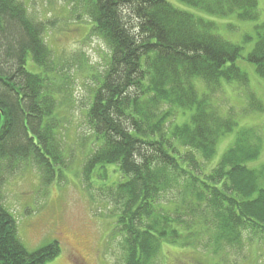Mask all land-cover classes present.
Listing matches in <instances>:
<instances>
[{"label":"trees","instance_id":"obj_1","mask_svg":"<svg viewBox=\"0 0 264 264\" xmlns=\"http://www.w3.org/2000/svg\"><path fill=\"white\" fill-rule=\"evenodd\" d=\"M57 1L109 53L93 75L85 124L94 140L79 177L89 193L93 177L103 183L98 194L122 240L117 264H155L164 243L199 248L206 240L203 248L219 257L241 250L246 232L263 240L264 166H247L260 154L257 130H239L218 164L201 174L202 161L237 126L211 96L233 82L248 89L236 66L241 47L166 0ZM180 1L209 15L258 18L255 0ZM51 22L36 20L23 0H0V264H47L61 253L58 241L38 252L24 248L2 189L23 164H33L45 185L67 166L59 99L72 93L62 90L63 66L48 46ZM247 62L264 79V34ZM263 104L248 94L247 110L261 114ZM179 114L188 119L182 125Z\"/></svg>","mask_w":264,"mask_h":264},{"label":"rangeland","instance_id":"obj_2","mask_svg":"<svg viewBox=\"0 0 264 264\" xmlns=\"http://www.w3.org/2000/svg\"><path fill=\"white\" fill-rule=\"evenodd\" d=\"M23 1L36 20H52L47 25L51 35L48 46L56 56L54 62L63 66L62 73L66 80L61 83L62 90L67 92L70 89L72 93L70 98L64 97L69 98L68 104L65 99L61 101L56 98L61 102L59 109L65 128L63 144L67 166L60 179L56 178L45 185L33 164L21 165L4 178V206L14 217L17 236L29 253L38 252L53 241L59 242L60 255L47 264H117L122 240L114 229V217L109 212L111 207L99 197L97 188L103 183L93 177L95 186L93 192L89 193L83 189L79 177L94 140L93 132L85 124V113L91 102L90 92L94 88L93 75L102 71L108 50L96 36L86 37L78 21L67 18L59 11L61 3L57 0ZM166 1L178 10L212 23L214 34L225 42L241 47L236 66L248 76V89L233 82L224 84L223 90L211 96L214 106L221 108L223 114L233 113L237 126L233 133L219 141L209 162L198 158L202 161L201 174L202 171L209 173L218 164L224 152L233 144L237 132L246 128H255L260 138L259 157L247 166L254 169L264 166V112H250L246 107L249 93L264 103V79L257 75L255 66L247 62V55L253 50L258 36L264 34V0H255L258 18L246 22L240 20L236 12L227 16L209 15L180 0ZM195 84L201 95L205 90L200 82ZM180 115L176 121L178 125L188 120ZM108 170L107 174L111 175L113 169ZM118 178L117 173H112V181ZM205 241L200 243L199 248L164 243L155 264H264V238L258 241L249 232L243 237L241 250L226 249L219 253V257L218 253L212 255L203 248Z\"/></svg>","mask_w":264,"mask_h":264},{"label":"flooded vegetation","instance_id":"obj_3","mask_svg":"<svg viewBox=\"0 0 264 264\" xmlns=\"http://www.w3.org/2000/svg\"><path fill=\"white\" fill-rule=\"evenodd\" d=\"M84 262V261H83Z\"/></svg>","mask_w":264,"mask_h":264}]
</instances>
